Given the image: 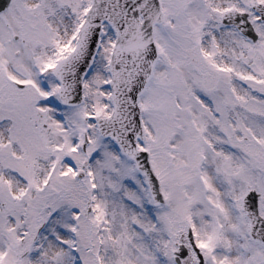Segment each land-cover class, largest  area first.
Returning a JSON list of instances; mask_svg holds the SVG:
<instances>
[{"label":"snow or ice","instance_id":"6c2138e0","mask_svg":"<svg viewBox=\"0 0 264 264\" xmlns=\"http://www.w3.org/2000/svg\"><path fill=\"white\" fill-rule=\"evenodd\" d=\"M0 264H264V0H0Z\"/></svg>","mask_w":264,"mask_h":264}]
</instances>
